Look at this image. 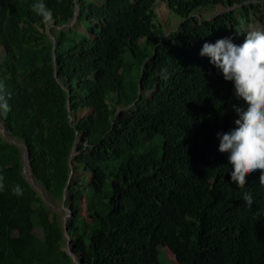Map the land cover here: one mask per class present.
Instances as JSON below:
<instances>
[{
	"label": "trees",
	"instance_id": "trees-1",
	"mask_svg": "<svg viewBox=\"0 0 264 264\" xmlns=\"http://www.w3.org/2000/svg\"><path fill=\"white\" fill-rule=\"evenodd\" d=\"M75 1L43 0L54 26L67 25L51 29L53 61L37 0H0V83L10 105L0 116V264H74L48 203L63 196L78 264H157L159 246L176 264H264L260 172L238 188L218 150L217 133L235 128L233 106L246 105L199 54L204 43L238 38L244 20L264 22V0H163L179 19L170 33L156 0ZM76 4L86 35L69 26ZM205 12L213 18L199 20ZM10 139L28 149L33 185Z\"/></svg>",
	"mask_w": 264,
	"mask_h": 264
},
{
	"label": "clouds",
	"instance_id": "clouds-1",
	"mask_svg": "<svg viewBox=\"0 0 264 264\" xmlns=\"http://www.w3.org/2000/svg\"><path fill=\"white\" fill-rule=\"evenodd\" d=\"M32 10L46 22L45 33L50 35V38H54L55 43V37L50 34L51 29L56 27L59 30L62 27H67V25L54 26L52 22L53 13L43 0H37V3L32 5ZM219 13L220 11L216 15ZM77 15L78 13L75 20ZM197 17L199 20L202 17L203 20L213 18L201 13ZM236 32L238 38L228 34L214 44L204 43L199 54L201 57L209 58L210 64L208 66L216 67L221 72L225 82L233 83L226 84V86L234 91L235 97L242 100L246 105V108L233 106L238 118L234 121L235 128L232 131L223 135L217 133V137L220 139L219 152L228 154V163L232 169L231 181L235 182L238 188H243L247 183L246 178L256 171L260 172V179L264 182V22L257 17L253 20H244V23L237 27ZM50 40L52 42V39ZM239 43L241 45L238 46ZM160 75L162 79L167 80L169 78L167 68H162ZM125 109L122 108L120 111ZM9 111L10 105L3 95V84L0 83V116H6ZM23 146L20 147L22 155L24 152H28L26 146ZM25 168L23 165V175L26 178ZM5 187V177L0 174V191H4ZM11 191L17 197L23 196L24 193L19 184L13 185ZM242 199L248 206L253 203L251 194L248 192L243 194ZM67 246L69 247V243Z\"/></svg>",
	"mask_w": 264,
	"mask_h": 264
},
{
	"label": "rangeland",
	"instance_id": "rangeland-1",
	"mask_svg": "<svg viewBox=\"0 0 264 264\" xmlns=\"http://www.w3.org/2000/svg\"><path fill=\"white\" fill-rule=\"evenodd\" d=\"M156 5H155V13H156V17L158 22H160L163 26V30L166 33H170L172 32L175 27L179 24V19H177L175 16L171 15L170 12L168 11V9L166 8V5L163 3V0H156ZM215 13H218L219 10H215ZM204 15H210V13L205 12ZM74 16V15H73ZM76 24V25H75ZM74 26L75 30H77V32L79 34H85V31H87V26L88 24L86 23V21L83 19L81 21L76 22L75 17H73V19L71 20V22L69 23V26ZM60 30H58L56 28V31H53L55 34L52 35H56L59 33ZM47 37L49 39L50 35L46 34ZM86 35V34H85ZM0 55H2V53L0 52ZM124 63L126 65V67H128L131 71L130 68V60L128 57L127 53H124ZM85 111L77 114L76 118L78 119L79 117L85 115ZM2 129L0 128V131ZM48 203L50 204V208L58 215V220L63 221V218L65 216L64 211L62 210L61 204L56 203L54 201H48ZM66 247V245H65ZM157 264H175V260L174 257L172 255V253L166 248V247H157Z\"/></svg>",
	"mask_w": 264,
	"mask_h": 264
},
{
	"label": "water",
	"instance_id": "water-1",
	"mask_svg": "<svg viewBox=\"0 0 264 264\" xmlns=\"http://www.w3.org/2000/svg\"><path fill=\"white\" fill-rule=\"evenodd\" d=\"M74 2H76L75 0H74ZM78 10H79V6L76 4L75 5V12H74V17H76V14L78 13ZM52 39V59L54 60V56H55V43H54V38H51ZM54 68H55V65H54ZM54 76H55V78L57 77L56 76V73H55V71H54ZM139 85H140V80H139V82H138V87H139ZM66 107H67V111H69V94L67 93V100H66ZM69 123L71 124L72 123V118L69 116ZM0 128L2 129L1 131H0V134L2 135V137L4 138V140L6 141L7 140V137L3 134V126L0 124ZM9 142L11 143V144H14V145H17L18 147H24L21 143H17L16 141H14V140H9ZM27 151L26 152H24L23 153V155H22V159H23V165H24V168L26 167V166H28V168H29V163H28V155H27ZM74 156V152H71V155H70V158L71 157H73ZM69 164H70V168H71V171H72V166H71V162L69 161ZM72 175H73V173L71 172L70 173V177H69V179H71V177H72ZM28 181V180H27ZM31 185H33L30 181H28ZM34 187V186H33ZM68 187H69V184H67L66 185V190L68 189ZM64 201H65V196H63V200H62V209H64L65 210V212L67 213V215L65 216V220H66V218L68 217V216H70V211L67 209V208H65L64 207ZM63 221V227H64V236H65V239H66V244L68 245V243H69V238H68V235H67V229H66V221ZM66 245V248H65V251H66V253H67V255L71 258V261L74 263V264H78L77 263V260H76V257L71 253V251H70V249H69V247Z\"/></svg>",
	"mask_w": 264,
	"mask_h": 264
},
{
	"label": "bare ground",
	"instance_id": "bare-ground-1",
	"mask_svg": "<svg viewBox=\"0 0 264 264\" xmlns=\"http://www.w3.org/2000/svg\"><path fill=\"white\" fill-rule=\"evenodd\" d=\"M160 23V22H159ZM45 26V24L43 23V27ZM46 27H48L49 28V26H46ZM246 36V35H245ZM245 36H244V38H245ZM116 68V67H115ZM212 71H214L215 72V74L219 77V75H222L221 73H220V71L216 68V67H214L213 69H211ZM113 74V73H112ZM115 76V75H114ZM118 77V76H117ZM220 80L222 81V78H220ZM109 84V83H108ZM107 86V85H106ZM223 88H225V87H223ZM121 95V94H120ZM136 101V100H135ZM134 102V101H133Z\"/></svg>",
	"mask_w": 264,
	"mask_h": 264
}]
</instances>
